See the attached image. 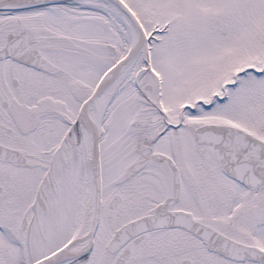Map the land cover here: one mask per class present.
Returning <instances> with one entry per match:
<instances>
[{
    "label": "snow or ice",
    "instance_id": "snow-or-ice-1",
    "mask_svg": "<svg viewBox=\"0 0 264 264\" xmlns=\"http://www.w3.org/2000/svg\"><path fill=\"white\" fill-rule=\"evenodd\" d=\"M0 264H264V0H0Z\"/></svg>",
    "mask_w": 264,
    "mask_h": 264
}]
</instances>
